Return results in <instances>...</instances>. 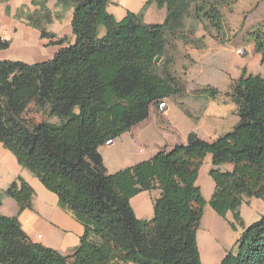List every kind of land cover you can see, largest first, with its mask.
Returning a JSON list of instances; mask_svg holds the SVG:
<instances>
[{"label":"trees","instance_id":"obj_1","mask_svg":"<svg viewBox=\"0 0 264 264\" xmlns=\"http://www.w3.org/2000/svg\"><path fill=\"white\" fill-rule=\"evenodd\" d=\"M47 1L31 0L34 10L24 5L16 16L49 43H66L65 36L52 41L56 34L46 30L61 16ZM55 1L72 8L74 40L46 61L0 59V143L56 194L58 205L82 224L83 234L64 255L33 242L16 215L0 214V263L203 264L196 230L206 201L196 180L204 157L211 155L214 189L208 204L217 215L230 211L243 226V197L264 201V75L243 68L231 84L228 94L239 119L230 131L212 141L190 132L186 143L108 173L98 148L145 120L151 104L181 91L166 65L163 75L158 72L155 60L165 58L167 34L179 32L192 14L212 13L221 28V13L213 0H146L143 10L152 3L166 8L161 23H146L143 10H128L116 19L107 9L111 0ZM232 3L226 2L230 10ZM248 36L264 64V32ZM9 45L0 35V49ZM30 104L47 118L27 117ZM225 163L232 169L223 170ZM153 189L161 192L152 218H137L130 198ZM34 194L18 176L0 193V202L11 197L20 213L31 208ZM236 243V251H227L219 264H264V215L243 226Z\"/></svg>","mask_w":264,"mask_h":264},{"label":"crops","instance_id":"obj_2","mask_svg":"<svg viewBox=\"0 0 264 264\" xmlns=\"http://www.w3.org/2000/svg\"><path fill=\"white\" fill-rule=\"evenodd\" d=\"M0 4H3L2 7L4 8L3 12L2 9H0V35L2 37L11 41L16 38L14 41L17 39L22 40L30 46H37L34 43L39 44V46L45 45L47 53L52 54L50 58L48 57L47 59L37 60L34 62L51 59L63 46L49 43L50 39L48 38H41L40 32L36 28L28 25L24 18H18L16 16L18 9L24 5L29 7L30 11L34 10V6H32L31 2L30 4L23 3L15 8L10 6L11 0L2 1ZM46 5L53 14L61 8V5L55 0H48ZM6 7H9V12H6ZM231 10L232 11L229 16L233 15L235 19H239V22L236 24L238 28H236L235 31H230L232 32V36H230V38H235L237 36L245 37L249 32L253 31L264 32V0H259L257 2H253V0H233ZM127 11L128 10H126V12ZM257 12L259 13L257 14ZM125 14L122 17H124ZM229 16L228 28L232 29L233 26H231L232 22L230 21ZM121 18L116 19L119 20ZM54 20L57 19L54 17L52 22ZM52 22L47 24L46 27L48 31L56 34V37L52 38V41H56L62 36V34L54 27ZM231 41L233 40L230 39L229 42ZM242 45L243 46L239 48L242 50L245 49L243 54L245 53L246 55L250 53L254 59L257 58V61L260 62V54L254 50V43L251 39H249L245 45ZM3 52L4 51L0 50V59H9L5 58ZM28 63L33 62L29 61ZM244 68L247 70L248 66H244ZM247 73L264 75V71L262 73L253 72L251 69L247 70ZM226 88H228V85L225 89ZM170 97H173L174 99V95ZM216 103H221L219 105L220 108H217L215 105L214 107H211V105L208 104L204 112L198 117H192L190 121L185 120L179 124L174 123V121L170 120L169 116L164 113L167 118L165 123H162L157 118H154L153 125H151L149 114L145 120L135 124L119 137L98 148L108 173H114L120 169L134 165L137 162L149 159L161 148L171 149L177 144H184L186 143L187 136L190 132H195L198 135V132L196 131H199L200 129L204 130L205 128L207 132L212 131L213 133L209 132V134H207L208 137L202 136V139L204 138V140L212 141L217 138L215 135H222L220 134L221 131H224L222 132L223 134L230 131L239 119H237L235 115L237 114V109H235L234 105H232L231 98L229 96L225 97L223 100H218ZM230 114H233V116H230ZM206 121L208 122L207 124H205ZM199 137L201 138V136ZM210 162L211 166H209ZM204 163L207 165V170L203 166L200 169L199 174L204 173L205 171L206 174H208L209 169L212 167L210 154L205 156ZM223 166L224 165H222L221 168H223ZM225 167L229 168L228 165H225ZM17 175L23 177V179L32 185L35 190V194L32 199V206L31 208H26L22 212L18 213L16 201L11 197L5 196L0 202V214L7 216L16 215L21 224V228L33 242L53 248L64 255L71 254L75 247L79 244V239L83 234L82 224L78 222L70 212L62 209L58 205V198L46 193L43 189L45 187L36 181L34 175L29 170L22 169L0 143V191L6 189V187L13 181L12 179ZM160 192V189L146 190L141 191L130 198V205L137 218H152L153 202L157 197H159ZM254 198L255 197H243L239 208L243 226H247L257 221L262 215H264L261 214L257 220H254L249 224H245V222L249 221L248 219H253L255 217V214L252 212L253 206L257 203L263 206L259 200ZM207 214L209 216V220H207L209 221V227L220 224L222 227L228 226L231 228L230 223L233 222L235 224L233 229L240 230L239 236L243 231V226L234 220L233 214L230 211L222 217L223 220L214 212L212 213L208 211ZM257 215H259V213H257ZM38 235L41 236L38 237ZM198 249L200 259L203 264H219L223 256L226 254V251H222L221 254L220 251L213 254H206L204 245H201L200 247L199 244ZM202 252L205 256H203Z\"/></svg>","mask_w":264,"mask_h":264},{"label":"rangeland","instance_id":"obj_3","mask_svg":"<svg viewBox=\"0 0 264 264\" xmlns=\"http://www.w3.org/2000/svg\"><path fill=\"white\" fill-rule=\"evenodd\" d=\"M213 1V3H216L219 8V12L221 13L220 20L223 22L221 24V28H219L218 25L214 23V20H212V18H214L212 13L208 14L207 17H198L195 14H192L185 19V26L179 32L167 34V52L165 58H159L158 62L160 65L158 66V72L163 75L164 72L162 67L163 65H166L169 73L171 74V78L180 87L181 91L174 95V99L173 97L164 99L167 107L164 111L162 109L159 110L156 104L150 105L149 114L151 125H153L154 118H157L162 123H165V120L167 119L165 114H167L170 120L174 121V123L179 124L185 120L190 121L192 117H198L204 112L208 104H210L211 107H214L215 105L217 108H220L219 105L221 103L216 102L229 96L228 93L230 91L231 84L239 78L238 76L244 66H248L247 70L251 69L253 72L262 73L264 71V64L257 61V58L254 59L250 53L246 55L245 53L243 54L245 49L240 53L236 52V50L243 46L242 44L245 45L250 38L248 35L245 37L237 36L235 38H230V36H232V32L230 31H235V29L238 28L236 24L239 22V19H235L233 15L229 16L232 10L226 6V2L228 0ZM257 1L259 0H253V2ZM30 2L31 0H11L10 6L15 8L23 3L30 4ZM145 2L146 0H111L107 9L116 18H121L125 14L126 10L136 13L141 12ZM2 6L3 4H0V9H2L3 12L4 8ZM61 8L54 13L55 15L60 14V18H56L57 20H54L52 24L62 34L61 37H66V43L59 44L64 47L67 46V43H71L74 40L70 26L72 8ZM26 13V10H24V14ZM258 13L259 12H257V14ZM143 15L145 22L161 23L165 18L166 9L162 7L158 8L155 3H152L147 6L145 10H143ZM228 16L232 22V29L228 28ZM15 39L16 38H14V40ZM230 39L233 41L229 42ZM14 40H10L8 48L0 49L1 51H4L3 53L5 58L34 62L37 60L47 59L52 56L51 53H47L45 45L39 46V44L34 43L37 46H30L22 40ZM227 85L228 88L225 89ZM231 103L234 105L235 109H237V106L232 99ZM25 115L37 122L47 118L46 114L38 110L33 104H30ZM235 115L238 119V115ZM230 116H233V114H230ZM207 123L208 122L206 121L205 124ZM196 132H198V135L201 136V138L202 136L208 137L207 134H209V132L213 133L212 131L207 132L205 128L204 130L200 129ZM222 132L224 131H221L220 134H223ZM215 136L218 137L219 135ZM4 149L8 151L16 163H18L14 155L6 148ZM223 165V170H230L232 168V164L230 163H225ZM225 165H228L229 168H226ZM203 166L207 170V165L204 163V160L200 169ZM209 166H211V162L209 163ZM20 167L27 170L22 166ZM18 176L20 175H17L12 180ZM34 178L38 183H40V185H42L37 177L34 176ZM196 181L197 185L200 186L201 192L206 201L203 208V218H201L199 226L196 230L197 244H199L200 247L201 245H204L206 254L217 253V251H220V254L222 251L235 252L237 249L236 241L239 237L240 230H236L228 226L222 227L220 224L209 227V221H207L209 220V216L207 214L208 211L212 213L214 212L208 204V198L214 186L212 178L209 174H206L205 171L204 173H200L198 175ZM43 189L46 193L57 198L56 194L53 192L47 190L46 188ZM1 192L2 190L0 193ZM254 199L259 200L263 206L258 203L255 204L252 211L255 214V217L253 219H248L249 221L245 222V224H249L250 222L257 220L261 214H264V201L256 197ZM257 213H259V215H257ZM222 217L223 216H220L223 220ZM202 254L205 256L203 252Z\"/></svg>","mask_w":264,"mask_h":264},{"label":"built area","instance_id":"obj_4","mask_svg":"<svg viewBox=\"0 0 264 264\" xmlns=\"http://www.w3.org/2000/svg\"><path fill=\"white\" fill-rule=\"evenodd\" d=\"M242 51V49L241 48H238L237 50H236V52L237 53H240ZM157 108L159 109V110H164L165 108H166V104H165V100H162V101H160L159 103H158V105H157ZM109 142H111V140H108L106 143H109ZM41 235H38V237H40Z\"/></svg>","mask_w":264,"mask_h":264},{"label":"water","instance_id":"obj_5","mask_svg":"<svg viewBox=\"0 0 264 264\" xmlns=\"http://www.w3.org/2000/svg\"><path fill=\"white\" fill-rule=\"evenodd\" d=\"M159 58H160V57H156V59H155V60H156V62H158V61H159Z\"/></svg>","mask_w":264,"mask_h":264}]
</instances>
